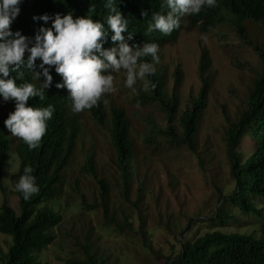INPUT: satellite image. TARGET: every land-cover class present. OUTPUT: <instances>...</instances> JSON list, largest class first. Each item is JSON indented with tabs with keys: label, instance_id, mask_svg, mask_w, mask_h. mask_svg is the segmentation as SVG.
Wrapping results in <instances>:
<instances>
[{
	"label": "rangeland",
	"instance_id": "374dc122",
	"mask_svg": "<svg viewBox=\"0 0 264 264\" xmlns=\"http://www.w3.org/2000/svg\"><path fill=\"white\" fill-rule=\"evenodd\" d=\"M221 15L222 22L209 31L201 30L188 15L176 41L159 46L156 72L164 75L169 95L175 70L179 67L183 74L177 92L179 114L171 124V137L164 135L168 123L160 105L143 99L149 92L143 91L142 82L138 81L133 91L124 86L123 70L114 76L115 90L103 98L107 112L110 113L113 105L121 107L132 120L135 152L126 177L116 165L117 154L108 126L99 125L90 112H85L73 161L65 172V185L54 203L63 220L53 229L55 241L40 254L42 262L67 264L70 260L83 259V246L92 242V247L114 264H166V257L171 255L179 239H191L198 232L214 229L211 215L235 185L227 151V129L249 106L250 89L261 72L255 46L262 39L263 30L260 23L245 20L242 24L246 31L240 33L234 16L228 12ZM204 50L212 59L205 74L209 87L195 147H191L178 141L183 133L180 117L200 97L203 80L199 66ZM10 104L11 101L4 102L0 97V115L11 109ZM252 148V139L246 137L238 151L247 157ZM90 153L96 156L98 177L106 178L109 184L105 198L111 223L105 218V202L98 180L82 171ZM19 166L17 142L13 141L10 160L3 168L0 206L7 201L19 210V198L11 180ZM77 182L88 204L96 207L94 210L83 209ZM126 185L130 188L127 195L124 194ZM233 208L239 221H230L226 226L218 223L216 229L264 235V211L262 218L250 217L230 207ZM258 208L264 209V201ZM204 217L208 220L200 221ZM10 242L11 237L0 232V246L4 251ZM0 264L3 263L0 261Z\"/></svg>",
	"mask_w": 264,
	"mask_h": 264
},
{
	"label": "trees",
	"instance_id": "16d2710c",
	"mask_svg": "<svg viewBox=\"0 0 264 264\" xmlns=\"http://www.w3.org/2000/svg\"><path fill=\"white\" fill-rule=\"evenodd\" d=\"M163 0H117V8L128 19V31L124 33L126 41L130 45L143 43H156L164 45L176 41L181 27L164 35L159 31L147 32L151 16L162 10ZM20 13L11 25L13 33L19 31L30 41L40 34L42 27H51L52 22L45 24L44 21L34 19L45 14L55 17L56 14L65 16L72 14L74 18L90 16L94 21L104 23L107 28L106 16L108 10L104 7V0H21ZM95 11L92 12L91 9ZM166 11V10H165ZM147 12V17L143 15ZM221 12H228L235 17V25L240 33H245V20H253L262 26V39L256 44L255 50L261 61V72L254 80L250 89L249 106L243 112L237 122H231L227 129V151L231 165V175L234 181L232 192L224 195L211 215L213 228L211 231L196 233L191 239L178 240V245L171 255L166 257V264H264V235L256 236L253 233L224 232L216 229L218 223L221 226L229 225L230 221L238 222L239 219L230 209L231 206L238 208L246 216L257 215L263 217L264 209L258 208V204L264 201V0H217L214 8H203L198 15H190L191 21L198 24L203 31L213 28L222 21ZM129 33L132 39H128ZM109 31L106 49L113 47ZM31 46V44H30ZM28 54L26 53V56ZM148 62H151L147 57ZM42 61L37 60V65ZM212 59L208 51L204 50L199 66L203 87L200 97L189 106L181 116L183 134L178 141L195 147V137L198 133L200 115L206 105V92L209 81L205 75L211 66ZM39 70V68H37ZM12 73L11 76H16ZM51 75L53 83L45 90L44 98H32L28 106L44 108L53 106L55 111L51 120L47 122V132L42 138L40 147L29 150L27 144L21 139L11 136L5 126V120L15 110V104L11 101V109L0 115V186H2V169L10 159L12 142L17 139V151L20 156V168L12 175L15 183L23 175V169L30 166L39 187V192L25 201L19 194V210L13 209L7 201H4L0 210V232L11 236L8 250L4 251L0 246V261L3 264H46L41 261L40 254L56 239L53 229L62 220V214L50 203H55L61 196V190L65 185L63 170L71 163L72 156L78 138L81 135L83 112L73 113L68 97V90L58 89L55 85L62 83V77L52 67ZM175 81L172 94L169 96L166 90L164 75L155 73L149 77L155 89L150 90L148 95H143L146 102L158 103L165 111L168 122L175 119L180 104L178 89L182 79V70L178 67L175 72ZM23 82L33 83L37 88L41 81H33L26 72L24 80L17 79V84ZM94 119L101 126H108L111 133V141L115 147L117 158L116 165L121 174L126 177L130 161L134 159V141L131 137L132 122L124 108L111 107L110 117L105 102L101 98L98 106L89 110ZM110 121V122H109ZM109 122V123H108ZM165 133L172 134L170 127ZM246 137L253 141V148L245 157L238 151V147ZM84 173L92 175L98 180L102 196L104 198L105 218L111 223L108 216V204L105 196L109 192V184L106 178L98 177L97 162L92 153L83 166ZM76 190L81 194L82 207L92 211L96 207L89 205L85 195L80 191L79 182ZM130 188L126 185L124 194L127 195ZM47 203V204H46ZM208 217L200 219L205 222ZM144 221V219H143ZM191 222V220H190ZM189 227V224L187 225ZM187 228V227H186ZM191 229V226H190ZM183 235V230L181 231ZM150 247L146 245V248ZM85 258L70 260L67 264H114L104 255H100L97 249L92 247V242L83 246ZM111 261V262H110ZM117 264V263H115Z\"/></svg>",
	"mask_w": 264,
	"mask_h": 264
},
{
	"label": "clouds",
	"instance_id": "9594fccd",
	"mask_svg": "<svg viewBox=\"0 0 264 264\" xmlns=\"http://www.w3.org/2000/svg\"><path fill=\"white\" fill-rule=\"evenodd\" d=\"M20 2L21 0H0V97L4 102H14L15 110L5 120V126L11 136L21 139L28 145L29 150L40 147L42 138L47 132V122L52 119L55 111L51 105L44 108L28 106V101L32 98L43 99L45 90L52 86V67L62 77V83H57L55 86L58 89L68 90L71 111L77 114L83 112V116L85 112L89 113V110L98 106L101 98L105 102L103 96L115 90L114 76L120 74L122 70L126 77L124 86L128 89L135 91L138 81L142 82L143 91L146 93L155 89V84L149 77L156 73L155 65L159 63L158 52L161 45L156 43L130 45L126 41L124 33L128 31L129 21L118 10L117 0H104V7L108 10L105 18L107 28L104 23L94 21L90 16L74 18L72 14L65 16L56 14L53 18L45 14L38 18L34 17L44 21L45 24L52 22L50 28L40 29V34L35 37L34 42L21 32L13 33L11 30L12 23L20 13ZM216 6L217 0H163L162 10L151 16L147 32L150 34L159 31L164 35H171L173 31L181 27L183 17L198 15L205 7ZM91 11L94 12L95 9L92 8ZM143 15L147 17V12ZM109 31L113 33L111 42L114 46L106 49L104 44L107 43ZM128 39H132L131 33ZM149 56L152 62L145 59ZM38 59L42 61L39 65H37ZM26 72L33 81L42 82L39 88L30 82L17 84V79L24 80ZM12 73L17 75L13 77ZM163 112L165 113L164 110ZM108 114L109 120L111 111ZM178 114L179 107L175 119L168 122L165 113L168 123L165 129L169 127L170 130L172 129L171 124L177 119ZM127 116L130 118L128 114ZM165 129L164 135L171 137L173 133L167 134ZM14 141L18 146V140ZM91 155L92 153L87 156V159ZM73 156L71 163L63 170V174L71 166ZM32 173L33 169L30 166L24 167L23 175L15 186L13 185L18 198L20 193L25 201L39 192L36 178ZM2 175L1 189L4 187L3 169ZM50 205L54 206V203L51 202Z\"/></svg>",
	"mask_w": 264,
	"mask_h": 264
}]
</instances>
